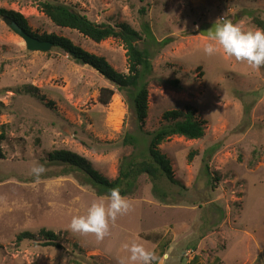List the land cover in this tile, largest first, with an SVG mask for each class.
<instances>
[{
    "label": "rangeland",
    "instance_id": "374dc122",
    "mask_svg": "<svg viewBox=\"0 0 264 264\" xmlns=\"http://www.w3.org/2000/svg\"><path fill=\"white\" fill-rule=\"evenodd\" d=\"M52 1L96 23L126 22L140 32L149 23L155 39L143 32L147 40H138L153 64L148 116L139 128L125 91L59 48L29 50L0 15V133L6 125L0 264H121L129 255L123 245L132 240L154 249L163 264H264V67L253 68L222 49L206 55L210 37L199 31L204 22L225 20L261 29L254 20H264V0ZM39 2L0 0V8L23 14L35 34L68 37L119 72H129L121 40L95 41L57 26ZM172 79L180 88L169 84ZM111 87L115 93L105 103L101 98ZM188 108L205 122V135H174L159 145L178 183L142 174L135 192L125 196L130 211L117 218L110 235L97 240L91 233L71 232L74 215L108 196H99L85 174L50 160V154L77 152L115 179L125 157L147 156L149 132L165 122V111ZM128 134L137 139L136 148L123 143ZM36 163L47 169L38 181L30 175ZM42 228L60 235L61 248L42 244L40 237L18 240L20 233Z\"/></svg>",
    "mask_w": 264,
    "mask_h": 264
},
{
    "label": "trees",
    "instance_id": "16d2710c",
    "mask_svg": "<svg viewBox=\"0 0 264 264\" xmlns=\"http://www.w3.org/2000/svg\"><path fill=\"white\" fill-rule=\"evenodd\" d=\"M39 7L60 27L75 29L83 35L95 40L102 41L107 38H117L121 40L126 49L129 60V72L127 74L116 70L102 56L91 53L81 46L75 44L70 38L58 34L38 35L30 30L27 19L23 14L15 10L0 8V15L10 20H15L31 35L41 39L54 42V47L66 52L69 57L79 63L89 64L102 75H104L116 89L125 91L128 100L135 110L139 128H143L148 116V75L153 71L152 57L148 48H141L138 40H147V36L155 39L149 23L143 25V32L132 27L126 22L118 23L116 26L105 23H96L90 20L86 15L73 10L70 6L52 0H40ZM143 11H145L143 9ZM254 22L264 30V20L255 18ZM162 41L161 45L167 43ZM169 84L180 88L178 79L169 80ZM26 89H31L27 86ZM106 97L101 98L107 103L115 93L114 88H107ZM3 104L0 103V113L3 110ZM196 110L188 108L187 110L171 109L163 113L162 123L156 130L149 132L150 139L146 148V157L137 159L135 156L125 157L120 165L119 175L115 179H109L94 168L92 162L86 157L71 150H55L49 156L50 160L60 161L75 170L81 171L97 187L99 196H109L111 189L119 188L122 195H132L138 187V180L142 174H147L153 181H158L165 177L172 183H178L173 176V170L169 159L160 151L159 145L174 135L184 136L189 139H200L205 135V125L202 120L196 117ZM6 139V125L2 126L0 133V158L4 157L2 143ZM123 143L137 147V139L132 134H128ZM216 179H218L216 177ZM157 186V184H155ZM165 194H161L164 197ZM42 239V244L53 245L61 248L59 243L60 235L53 230L42 228L38 233L24 231L18 235V240L24 239ZM163 248V247H162ZM164 249H161V254ZM214 264H221L220 261Z\"/></svg>",
    "mask_w": 264,
    "mask_h": 264
},
{
    "label": "clouds",
    "instance_id": "9594fccd",
    "mask_svg": "<svg viewBox=\"0 0 264 264\" xmlns=\"http://www.w3.org/2000/svg\"><path fill=\"white\" fill-rule=\"evenodd\" d=\"M206 35L210 37L203 48L206 55L212 56L222 49L228 57L246 62L253 68L264 67V30H245L239 24L225 20L223 23L217 21L208 29ZM46 171L44 164L36 163L31 167L30 175L38 181ZM131 206V201L122 195L121 190L113 188L107 201L98 199L84 214L74 215L69 230L80 234L91 233L97 240H103L110 235L111 226L117 218L128 213ZM123 247L129 255L121 264H163L157 252L139 240L125 243Z\"/></svg>",
    "mask_w": 264,
    "mask_h": 264
},
{
    "label": "water",
    "instance_id": "95a60500",
    "mask_svg": "<svg viewBox=\"0 0 264 264\" xmlns=\"http://www.w3.org/2000/svg\"><path fill=\"white\" fill-rule=\"evenodd\" d=\"M4 20L15 33L19 34L24 39L26 46L29 50L48 51L52 47H54V42L49 40H41L31 35L23 27H21L15 20H10L7 17H5ZM215 23L216 22H204L203 24H201L199 28L200 33L206 35L208 29L212 27Z\"/></svg>",
    "mask_w": 264,
    "mask_h": 264
}]
</instances>
